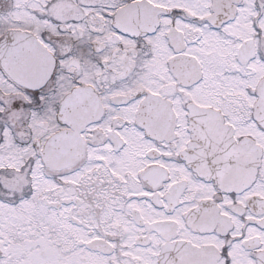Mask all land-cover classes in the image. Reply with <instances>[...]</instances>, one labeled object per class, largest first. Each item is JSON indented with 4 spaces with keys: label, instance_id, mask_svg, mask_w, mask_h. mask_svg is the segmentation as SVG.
Here are the masks:
<instances>
[{
    "label": "flooded vegetation",
    "instance_id": "1",
    "mask_svg": "<svg viewBox=\"0 0 264 264\" xmlns=\"http://www.w3.org/2000/svg\"><path fill=\"white\" fill-rule=\"evenodd\" d=\"M35 171L17 264H264V0H0V197Z\"/></svg>",
    "mask_w": 264,
    "mask_h": 264
},
{
    "label": "rangeland",
    "instance_id": "2",
    "mask_svg": "<svg viewBox=\"0 0 264 264\" xmlns=\"http://www.w3.org/2000/svg\"><path fill=\"white\" fill-rule=\"evenodd\" d=\"M36 175V171L31 174L34 178L33 180H30V183L33 182L34 189H36L35 191L32 189L33 193L31 195H19L20 190H18L16 191V196H14V198L9 196L0 197V250L3 251V258L0 261V264L19 263V258H15V261L10 260L11 254L17 253L19 255L21 249L26 251L27 245L33 246L32 242H29L28 239L23 240L21 237H29V228L35 227L34 225L38 223V219L41 220L40 224L43 223L42 214L45 216H51L53 214L54 210H50L40 203H34V199L38 198L39 194L43 192L42 183L35 179ZM28 186L29 183H24L22 188L26 189ZM37 208L41 211L42 209L45 211L35 212ZM12 245L19 246L15 251H12L10 248ZM29 251H33V248H30ZM34 255V253H29L30 257ZM24 263L35 264L30 260H26Z\"/></svg>",
    "mask_w": 264,
    "mask_h": 264
},
{
    "label": "water",
    "instance_id": "3",
    "mask_svg": "<svg viewBox=\"0 0 264 264\" xmlns=\"http://www.w3.org/2000/svg\"><path fill=\"white\" fill-rule=\"evenodd\" d=\"M4 64H7L9 66V71L12 73L13 79L18 81L19 83H25L29 84L30 86H36L37 84H42L47 76V67L45 66L44 69H41V73H39L38 76L31 75L32 72V61L29 60V71L27 72L24 68V63L21 61H7L4 62Z\"/></svg>",
    "mask_w": 264,
    "mask_h": 264
}]
</instances>
